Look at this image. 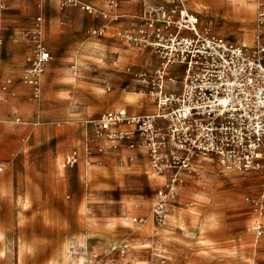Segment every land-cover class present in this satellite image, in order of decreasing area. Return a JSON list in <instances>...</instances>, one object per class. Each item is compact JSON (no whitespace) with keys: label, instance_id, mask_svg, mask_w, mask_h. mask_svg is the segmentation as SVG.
Listing matches in <instances>:
<instances>
[{"label":"rangeland","instance_id":"obj_1","mask_svg":"<svg viewBox=\"0 0 264 264\" xmlns=\"http://www.w3.org/2000/svg\"><path fill=\"white\" fill-rule=\"evenodd\" d=\"M256 2L255 6L251 5L253 12L245 11L246 17L242 22L235 20L231 8L227 10V18L220 6L207 12L205 6L190 0L189 8L198 14L202 34L209 33L238 44L240 29L256 32L260 25L262 13L259 1ZM1 5L0 58L9 59L13 51L27 54L28 58L24 76L17 78L19 82H28L27 76H30L36 56L37 31H42L44 45L52 56L42 77L47 81L58 79L48 95L53 96L62 90V119H49L38 127L51 130L55 146L61 140L62 144L75 142L77 147L83 140L86 155L84 168L94 167L91 143L98 139L97 125L105 114L98 115L96 109L106 107L110 101L120 97V103L106 113L127 106L125 91L144 93L142 104L149 108L151 103L147 99L153 100L149 95L153 90V75L160 68L158 57L150 50L139 52L107 37L95 38L93 32L102 29L104 23L100 18L90 17L87 12H84V18L79 19L81 29L75 28L77 18H69L67 14L81 9L61 11L56 0H1ZM229 28L236 29L232 31ZM263 37L261 35L260 39ZM92 42L103 43L107 54L101 59L79 58V54L86 53V47ZM258 47L257 40V44H252L249 50ZM144 79L147 84L141 82ZM36 89L37 86L31 96L39 100L43 93L39 94ZM85 112L97 114L82 118L81 113ZM133 141L135 149L143 148L145 151L139 158L148 160L152 176H155L148 148L138 135ZM75 152L78 153V161L74 165L69 164ZM106 152L114 158V162L104 164L105 168H96L98 174L93 178L85 173L78 178L80 154L77 149L62 163L59 176H53L52 181L62 182L64 188L62 223L75 227L80 222L78 207L82 202L76 199V195L82 189L86 196L81 218L93 226L94 231L90 235L114 244L120 242L121 248L128 245L122 242L128 236L125 231L128 228L135 236L149 235V239L139 242L143 243L142 246L137 244L133 248L140 250L136 259H104L99 251L100 259H58L51 264H264V236L258 238L253 231L256 224L264 225V171H230L218 159H205L204 166H191V174L184 173V183L177 189L178 196L171 203L167 216L162 222H155L150 210L163 187L155 186L147 176L130 173L128 165L131 160L114 157L117 151L108 149ZM67 186L68 191L65 189ZM153 199L149 207H138ZM85 204L89 206V211ZM87 212L89 217H86ZM141 215L149 218L145 227L133 222ZM85 239L86 235L82 234L81 241ZM67 246L64 245V252ZM122 251L117 250L119 255ZM79 254L80 251L74 255Z\"/></svg>","mask_w":264,"mask_h":264},{"label":"built area","instance_id":"obj_2","mask_svg":"<svg viewBox=\"0 0 264 264\" xmlns=\"http://www.w3.org/2000/svg\"><path fill=\"white\" fill-rule=\"evenodd\" d=\"M56 1L61 11L80 8L107 23L120 20L113 14L120 0H103L105 10L80 0ZM170 1L167 7L149 11L141 26H107L93 32L99 39L107 37L139 52L150 50L160 62L152 79L156 112L145 116L108 112L96 131L97 138L117 152L123 146L134 150L136 135L146 145L155 176L165 179L154 205L157 222L167 216L178 196L175 187L181 174L189 173L193 162L218 159L230 171H264V47L250 51L228 39L199 34V17L188 9L190 0ZM35 42L29 75L37 85L52 56L42 31L35 33ZM125 126L135 128L122 129ZM77 161L75 152L68 162ZM253 231L263 237L264 225L256 224Z\"/></svg>","mask_w":264,"mask_h":264},{"label":"crops","instance_id":"obj_3","mask_svg":"<svg viewBox=\"0 0 264 264\" xmlns=\"http://www.w3.org/2000/svg\"><path fill=\"white\" fill-rule=\"evenodd\" d=\"M80 1L97 10H105L103 0ZM169 1L123 0L113 12L120 17V20L117 23H107L102 20L103 25L109 26L110 29L141 26L149 11L167 7ZM194 1L205 6L207 12L219 6L224 8L226 18L227 10L231 8L237 22H242L246 17L244 10L247 6H255L257 3L256 0ZM84 12L81 9L67 14L69 18H77L74 22L77 29H81L79 19L86 16ZM89 16L94 18L92 15ZM235 29L229 28L232 31ZM240 30L239 45L250 48L252 44H257L258 40V46L264 47V37L260 39L254 31ZM94 46H99L97 53L90 51ZM83 54L84 58L101 59L100 57L107 54L106 46L103 43L92 42ZM9 56L7 60L0 58V264H51L58 259H100L99 251L104 255V259H136L140 250L133 248H136L139 242L148 240L149 235L135 236L131 229H125L128 236H125L122 242H127L128 245H125V249L122 248V255H119L117 250L121 249L120 242L114 244L112 241L89 234L94 230L92 225L86 224L85 219L81 218L86 196L82 189L76 195V199L82 202L78 207L80 222L75 227L62 223L64 188L62 182L52 181L53 176L57 177L61 173L62 163L66 162L69 154L77 149L80 154L78 178L80 179L84 173L93 178L98 174L96 168H105L104 164L111 165L114 162V158L106 152L111 143L104 139H97L91 143L93 150L91 160L95 166L88 169L83 165L86 158L83 140L77 147L75 142L69 145V143L62 144L61 140L55 146L54 140L51 139V130L38 126L49 119H62V90L53 96L48 95L54 84L58 83V79L47 81L42 78L43 96L39 100H34L28 83L21 84L17 79L24 76L27 54L13 51ZM120 100L121 97L112 100L108 106L99 107L96 112L98 115L106 113L107 110L115 108ZM147 100L151 103L149 108L143 105H127L114 111L126 110L133 116L154 114L156 110L153 100ZM89 114L96 115L95 112H85L81 113L83 116L80 114L78 116L83 118ZM18 119L21 123H16ZM122 129L131 128L125 126ZM144 152L143 148L132 150L123 146L114 157L131 160L128 165L130 173L147 176L155 186L162 188L165 179L152 176L148 160L139 158ZM65 189L68 191V186ZM154 200L138 207H149ZM85 206L89 211V206L87 204ZM86 217H89L88 212ZM82 234L86 235L84 242L81 241ZM65 244L68 245L66 252L63 249ZM139 245L142 246L143 243ZM78 251L81 254L74 255Z\"/></svg>","mask_w":264,"mask_h":264},{"label":"bare ground","instance_id":"obj_4","mask_svg":"<svg viewBox=\"0 0 264 264\" xmlns=\"http://www.w3.org/2000/svg\"><path fill=\"white\" fill-rule=\"evenodd\" d=\"M227 4V3H226ZM233 4V3H232ZM0 7H3L2 5H1V3H0ZM252 6H247L246 8H245V10L244 11H246L247 13L248 12H253V7L251 8ZM264 7V2H263V0H259V8H260V14L261 13H263L264 12V10L262 9ZM188 9H189V7H188ZM243 11V10H242ZM259 27L257 28V30H256V33H257V36H258V38H260L261 37V35H264V22L263 23H260V21H259ZM257 25V24H256ZM197 32L200 34V31L199 30H197ZM95 37V36H94ZM95 38H97V37H95ZM99 46H94V48H92L90 51L92 52V53H97V51H98V48ZM259 47H261L260 45H259ZM87 48V47H86ZM249 48V47H248ZM127 53V52H126ZM79 58H81V59H83L84 57H85V55L84 54H79V56H78ZM94 58V57H93ZM96 59V58H95ZM76 60V59H75ZM79 65H80V63H79ZM76 67V66H75ZM81 67V66H80ZM73 69V68H72ZM75 69V68H74ZM76 71H77V69H76ZM68 73V72H67ZM77 73V72H76ZM72 76V75H71ZM42 78L43 77H41V81L36 85L35 83H34V81H32V76L30 77H28L27 76V83H28V85H29V87H30V89H35V87L37 86V92L39 93V94H42L43 93V86H42ZM73 79H75V78H73ZM77 79V78H76ZM142 81V80H141ZM144 83V82H143ZM71 84V83H70ZM147 84V83H146ZM36 85V86H35ZM143 92V91H142ZM151 97H153V95L150 93L149 94ZM143 98H145V96H144V93H138V92H124V99H125V101H126V103L128 104V105H140V106H142L143 104H142V101H141V99H143ZM148 104V103H147ZM16 123H21V120L20 119H18L17 121H16ZM206 160H210V159H206ZM199 161V162H198ZM198 161H196V162H193L192 163V165L191 166H197V167H202V166H204V164H205V159H200V160H198ZM198 162V163H197ZM191 172H192V170L190 169V172L189 173H185V174H191ZM155 174V173H154ZM193 174V173H192ZM184 175V173H182L181 174V181H180V183L175 187V190L177 191V189L179 188V186L181 185V184H183L184 183V181H183V176ZM197 190V189H196ZM201 193V192H200ZM156 201H157V199H156ZM156 201H155V203H156ZM86 208V207H85ZM150 214H151V216H152V219H153V221H155V222H157L156 220H155V218H154V206L152 207V209H151V211H150ZM139 218H141L142 219V222L140 223V222H138V223H135L134 221L135 220H137V219H139ZM139 218H134L133 219V222L135 223V224H137V225H139L140 227H145V226H147V224L149 223V218H147V217H139ZM143 234V233H142ZM122 249V248H121ZM123 249H125V248H123Z\"/></svg>","mask_w":264,"mask_h":264}]
</instances>
